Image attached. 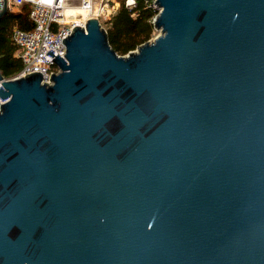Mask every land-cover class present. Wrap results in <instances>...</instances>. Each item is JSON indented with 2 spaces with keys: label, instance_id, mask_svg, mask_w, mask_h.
<instances>
[{
  "label": "water",
  "instance_id": "obj_1",
  "mask_svg": "<svg viewBox=\"0 0 264 264\" xmlns=\"http://www.w3.org/2000/svg\"><path fill=\"white\" fill-rule=\"evenodd\" d=\"M157 6L126 56L89 19L50 85L0 71V264H264V0Z\"/></svg>",
  "mask_w": 264,
  "mask_h": 264
},
{
  "label": "built area",
  "instance_id": "obj_2",
  "mask_svg": "<svg viewBox=\"0 0 264 264\" xmlns=\"http://www.w3.org/2000/svg\"><path fill=\"white\" fill-rule=\"evenodd\" d=\"M121 1L125 8L132 10L140 0ZM143 3L155 12V16L158 14L157 0H143ZM3 4L4 0H0V12ZM24 5L30 6L29 19L33 28L30 31L13 30L12 41L17 47L16 56L22 69L14 77L5 80H17L38 72L42 74V83L47 85L51 84L52 76L59 72L52 59L56 55L61 59L65 57L63 40L71 35L75 27L84 28L89 19H97L100 24L107 21L110 12L117 8L112 0H7L8 9L11 6L21 9ZM66 8L79 9L84 15L76 16V19L67 18ZM50 50L53 57L46 55ZM3 103L0 100V105Z\"/></svg>",
  "mask_w": 264,
  "mask_h": 264
},
{
  "label": "trees",
  "instance_id": "obj_3",
  "mask_svg": "<svg viewBox=\"0 0 264 264\" xmlns=\"http://www.w3.org/2000/svg\"><path fill=\"white\" fill-rule=\"evenodd\" d=\"M29 13L30 6L24 5L19 12L8 11L0 20V71L4 79L14 77L22 69L12 33L15 29L30 31L33 28ZM154 16L155 12L146 7L143 0L138 1L132 10L125 8L120 1L115 14L102 22L110 47L117 55L126 56L151 40L156 32L153 27Z\"/></svg>",
  "mask_w": 264,
  "mask_h": 264
},
{
  "label": "rangeland",
  "instance_id": "obj_4",
  "mask_svg": "<svg viewBox=\"0 0 264 264\" xmlns=\"http://www.w3.org/2000/svg\"><path fill=\"white\" fill-rule=\"evenodd\" d=\"M113 1V4L114 5H117V8L114 10V11H111L110 12V14L111 15H109V19L115 14V12L117 11V9H118V7H119V4H120V1L121 0H112ZM12 11V12H19L21 9H16V8H14V7H12L11 6V9H8V11ZM76 16H77V18H78V15H76L74 12L73 13H71V14H69V16H68V18H75L76 19ZM108 19V20H109ZM101 24H102V22H101ZM158 35V32H155L154 33V35H153V37H152V39L154 38V37H156Z\"/></svg>",
  "mask_w": 264,
  "mask_h": 264
},
{
  "label": "bare ground",
  "instance_id": "obj_5",
  "mask_svg": "<svg viewBox=\"0 0 264 264\" xmlns=\"http://www.w3.org/2000/svg\"><path fill=\"white\" fill-rule=\"evenodd\" d=\"M75 13L76 15H78V17H80V16H83L84 15V13L81 11V10H79V9H74V8H66V10H65V14L67 15V18H68V16H69V14H71V13Z\"/></svg>",
  "mask_w": 264,
  "mask_h": 264
}]
</instances>
